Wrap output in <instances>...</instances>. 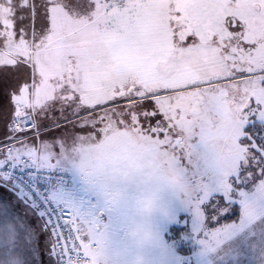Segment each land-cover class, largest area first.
Segmentation results:
<instances>
[{
  "label": "snow or ice",
  "instance_id": "1",
  "mask_svg": "<svg viewBox=\"0 0 264 264\" xmlns=\"http://www.w3.org/2000/svg\"><path fill=\"white\" fill-rule=\"evenodd\" d=\"M0 264H264V0H0Z\"/></svg>",
  "mask_w": 264,
  "mask_h": 264
},
{
  "label": "trees",
  "instance_id": "2",
  "mask_svg": "<svg viewBox=\"0 0 264 264\" xmlns=\"http://www.w3.org/2000/svg\"><path fill=\"white\" fill-rule=\"evenodd\" d=\"M2 130H4V129H3V126H2V125H0V138H2V137H3V133H4V131H2Z\"/></svg>",
  "mask_w": 264,
  "mask_h": 264
},
{
  "label": "rangeland",
  "instance_id": "3",
  "mask_svg": "<svg viewBox=\"0 0 264 264\" xmlns=\"http://www.w3.org/2000/svg\"><path fill=\"white\" fill-rule=\"evenodd\" d=\"M2 131H4V130H2Z\"/></svg>",
  "mask_w": 264,
  "mask_h": 264
}]
</instances>
